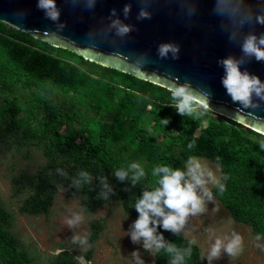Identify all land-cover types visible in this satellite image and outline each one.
Returning <instances> with one entry per match:
<instances>
[{"label": "trees", "instance_id": "trees-1", "mask_svg": "<svg viewBox=\"0 0 264 264\" xmlns=\"http://www.w3.org/2000/svg\"><path fill=\"white\" fill-rule=\"evenodd\" d=\"M171 103L166 86L90 62L0 22V154L45 146L48 155L68 156L76 169L68 177L67 194L79 200L86 214L120 203L132 216H138L134 204L143 187L156 183L151 174L155 166L183 168L190 156L207 158L219 165L225 184L222 193L212 188L214 198L235 222L264 235V136L208 108L197 107L203 115L183 117ZM165 118L170 123L164 126ZM193 138L196 146L189 149ZM134 161L145 168L146 178L133 188L118 181L114 171ZM80 170L107 177L114 194L98 198L101 188L95 179L79 190L73 187L71 178ZM39 183L21 202V215L48 213V184L44 179ZM13 226V214L0 202V264H37L19 249ZM103 229L101 220L91 221L86 261ZM164 236L178 246L189 241L182 233ZM168 261L166 253H156L154 264ZM48 264L81 263L63 250ZM186 264H202L196 244Z\"/></svg>", "mask_w": 264, "mask_h": 264}, {"label": "clouds", "instance_id": "clouds-1", "mask_svg": "<svg viewBox=\"0 0 264 264\" xmlns=\"http://www.w3.org/2000/svg\"><path fill=\"white\" fill-rule=\"evenodd\" d=\"M72 7L83 5L85 10L93 11L98 0H64ZM181 5V12L187 17L189 24L197 14L198 0H177ZM141 5L136 15L137 21L152 19L153 12L149 10L153 0H138ZM36 7L42 11L44 18L55 25L57 32H62L66 23L61 21L62 9L57 5V0H37ZM132 4L126 3L121 13L117 9L110 10L107 16V25L101 33L89 32L91 38L99 36L102 39L116 37L121 40L136 31L134 24L126 23L130 19ZM212 14L219 18L220 28L227 33L228 43L238 45L240 55H228L218 60V64L224 69L221 83L230 96L233 103L238 104L240 110L251 109L253 111L264 109V80L248 71L246 65L254 58L257 62H264V32H257V26L264 27V0H214ZM23 17L24 13H19ZM180 45L175 42H163L157 46V56L161 60L169 57L179 59ZM135 62L141 65L151 63L147 53H135ZM170 92L172 103L169 105L176 109L183 117H196L203 115V111L197 112V107L206 109L208 100L203 104L199 101L203 97H210V93L197 89L189 80L180 81L179 77L170 76V84L167 88ZM165 126L170 120L161 119ZM196 146V140L188 144L189 149ZM264 149V143L260 145ZM219 159V158H217ZM56 173L67 177V172L57 168ZM152 176L157 177L155 185H145L141 195L134 204L138 213L137 218L129 225L126 236L130 237L134 245H139L144 252L149 254L164 252L168 255V264H186L193 253L195 240H189L187 246H178L165 238L164 232H170L179 236L187 230L192 217L200 216L207 212L208 205L214 201L212 187L219 192L225 190V184L214 175L213 170L206 162L199 158L189 157L183 168L157 165L152 169ZM114 176L120 182H130L134 188L146 178L145 168L138 162H131L126 167H120L114 171ZM98 181L100 192L98 198L108 200L114 194L107 177H93L86 170H80L71 178L72 186L81 189L85 185H91ZM226 180L227 177L225 176ZM210 185L212 187H210ZM58 187H60L58 185ZM65 217L64 224L69 229L78 228L84 221V212H73ZM161 229L163 231H161ZM90 233H73L72 243L82 249L92 247L89 244ZM264 235L257 234L254 238L255 247L264 251ZM140 248L131 252L133 264H146L141 255ZM62 249H57L53 254L59 255ZM244 251L243 236L232 231L230 234L216 236L210 244L207 252L202 255L207 264H213L223 255L231 258L238 257Z\"/></svg>", "mask_w": 264, "mask_h": 264}, {"label": "water", "instance_id": "water-1", "mask_svg": "<svg viewBox=\"0 0 264 264\" xmlns=\"http://www.w3.org/2000/svg\"><path fill=\"white\" fill-rule=\"evenodd\" d=\"M126 3L132 4V10L130 19L125 22L134 24L136 31L123 40L89 36L90 31L102 32L111 9H117L123 19L122 9ZM36 4L37 0H0V22L52 46L73 51L90 62L139 76L167 88L170 76L179 77L181 82L187 79L197 89L210 93V97H203L199 103L203 104L207 99V108L211 111L264 136V109L240 110L221 83L224 69L218 60L230 54L239 56L240 49L238 45L228 43L227 33L221 30L219 18L212 14L214 0H198L197 14L190 24L177 0H153L149 8L153 12L152 19L142 21L136 20L141 6L138 0H98L93 11L85 10L82 4L74 8L64 0H57V5L62 9L60 19L66 23L62 32L56 31L53 22L44 18ZM19 13L25 15L21 17ZM256 30L264 32V27L257 26ZM163 42L180 45L179 59L158 58L157 46ZM135 53H147L151 63H136ZM246 67L264 80V62H257L253 58Z\"/></svg>", "mask_w": 264, "mask_h": 264}, {"label": "rangeland", "instance_id": "rangeland-1", "mask_svg": "<svg viewBox=\"0 0 264 264\" xmlns=\"http://www.w3.org/2000/svg\"><path fill=\"white\" fill-rule=\"evenodd\" d=\"M196 158L206 162L220 180L218 164L207 158ZM57 168L64 169L67 177L58 175ZM74 168L76 169L70 157L48 155L45 146L29 147L20 151L5 149L1 152L0 202L14 216L12 232L19 249L26 251L37 264H48V259L55 255L53 253L57 249L71 252L81 264H133L131 252L140 246L134 245L126 232L137 216L127 215L120 203L103 206L93 215L84 212L85 219L76 229H69L64 224L65 217L71 215L69 209L73 212L82 209L79 200L67 194L68 177ZM42 179L48 184L44 194L50 202L48 213L39 216L21 215L18 212L21 202L35 192ZM94 219L101 220L104 229L91 260L86 261L88 249L73 244L72 236L73 233L82 234L84 231L90 233V223ZM232 231L243 236L244 251L236 258L223 255L213 264H264V251L255 247L256 235L250 226L235 222L216 198L208 205L206 213L190 219L187 230L182 234L185 238L196 241L202 258L216 236L227 235ZM140 250L146 264H154L156 253L149 254L142 248ZM202 264H207V260L202 259Z\"/></svg>", "mask_w": 264, "mask_h": 264}]
</instances>
